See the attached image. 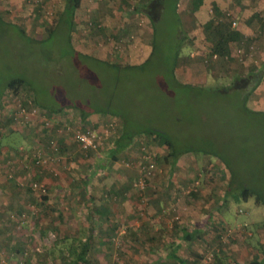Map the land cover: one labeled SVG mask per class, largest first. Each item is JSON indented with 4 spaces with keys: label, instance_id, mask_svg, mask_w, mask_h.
<instances>
[{
    "label": "rangeland",
    "instance_id": "rangeland-1",
    "mask_svg": "<svg viewBox=\"0 0 264 264\" xmlns=\"http://www.w3.org/2000/svg\"><path fill=\"white\" fill-rule=\"evenodd\" d=\"M23 1L25 2L23 4H28L26 0ZM53 1L55 5L52 7H47L46 3L42 8L32 6L31 14H25L16 11L17 6L14 2L11 3V0H0V15L6 21L19 25L28 36L43 40L61 11V7L58 6L59 0ZM148 1L150 0H101L100 3L112 4L110 7L119 5V13L126 14L127 17L134 13L142 14V6ZM177 5V17L168 11L166 5L164 6L156 21V33H153L149 44L151 53L149 48L144 58L134 64L125 63L117 66L114 63L117 67H113L111 62L114 59L100 58L96 53H91L90 48L88 50L80 48L81 51H86L82 53L86 57L80 56L75 53L76 47L73 42H71L73 48L66 46L62 43V37L57 41L58 46H55L57 44L55 37L46 42L44 47L39 48L38 55L32 56L23 48L24 44L20 43V40L11 44L5 40L8 38L4 37L1 39L3 42H0V83L13 76H24L32 84L39 101L53 106L73 103L83 107L87 112H100L92 116L93 121L95 120L94 125L102 126L106 124L105 122L113 121L109 117L113 118L115 124L113 122L110 124L114 125V130L117 125V134L125 126L116 116L126 121L130 129L160 126L158 130L164 132L179 149L188 147L189 144L193 146L194 143L189 140L187 131L191 126L200 134V139L202 137L212 139L207 145V141H199V146L212 148L215 145L223 163L221 159L196 154L182 156L180 160L187 165L188 180H184L181 187L172 183L168 185L167 180L172 174L173 177L180 172L182 175L184 171L181 169L185 166L183 168L174 166L175 170L180 171L169 169V165L164 162V157L168 153L167 145H157L152 137L136 136L129 148L118 154L114 161L107 150L111 144L109 137L113 133L109 135V130L107 132L102 130L104 126L97 129L99 145L96 153L94 156H90L89 153L88 156V152L82 151L69 133L64 132L65 126L62 125L57 129L61 133L56 131L55 138L58 154L51 158L55 161V176L49 174L47 169L43 173L45 178L59 181L64 175L62 172H67L68 185H71L69 189L78 183L80 190L83 188V180L77 171L80 173L83 171L78 167H85L86 174L91 176L92 182L88 183V190L93 187L97 190L103 187L117 189V184L113 181L119 175L120 188L125 191L123 200L127 201L123 203L128 205L127 209L130 212L137 211L142 217L139 218L145 220L148 215L146 213L148 209L147 211L145 209L149 207V197L155 193H162L166 186L171 188L172 192V189H175L179 202L177 201L174 206L181 211L180 222L186 220L188 223L184 224L189 225L188 227L198 226L197 224L201 227L208 225L199 239L183 242L176 251L180 257L188 259L187 264H251L261 259L260 249L264 246V115L260 113L262 116H249L239 111L241 99L235 93L211 95L200 93L191 96L175 88V80L178 81L174 58L177 48L179 55L184 49L182 44L185 40L187 44H193L196 39L192 34V31L195 32L193 16L190 15L188 23L180 22L179 16L184 12V5L183 3ZM143 19L141 18L140 22L145 25ZM185 24H188V27H185ZM205 30L208 31L204 34L206 42L204 45H207V50H213V44L217 39L216 33L210 27ZM255 92L251 95H257ZM18 95L16 102L22 95L28 98L24 91ZM3 110L4 108L0 107V114ZM105 111L108 114H104ZM46 117L42 110L34 114L37 122L44 121ZM181 118L190 123L188 128L180 124ZM52 120L50 124L55 128L59 119L54 116ZM91 120H88L89 124ZM67 123L75 129L80 126L78 123L72 124L68 119ZM81 128L85 130L87 127L84 125ZM92 131L96 132L95 129ZM31 133L27 128L19 132L21 141L24 142L25 137H28L26 141L28 145L32 142L33 145L42 144L40 133L36 131ZM9 138L11 139L8 142L4 139L3 143L7 145L18 143L19 147L25 144L15 136ZM61 147L70 153L61 152ZM5 152L6 149L3 154L0 153V245L3 244V248L0 247V264H4L2 260L7 254L18 253L13 251L14 242L22 243L20 245L23 251L19 252L20 254L34 253L37 255V264H42L45 255H55L53 249L59 238L69 236L82 239L89 237L88 234L103 239L101 246L96 247L103 253L92 251L87 257L93 262L103 258V261H97L96 264H161L156 262L158 257H161V251L157 252V246H154V251H149L147 245L132 246L125 243L132 238L134 232V237L139 235L143 238L149 237L147 231L143 233L136 231L142 227L141 221L136 218L133 222L125 220L126 216L121 220L117 218L120 220L119 228L109 234L96 227L92 231L86 230L83 223L88 220L87 215L91 213L87 212L88 199L80 198L75 199L76 201L69 198L61 199L63 205L60 208L66 213L69 212L78 229L74 227L69 230L56 229L58 203L55 202L57 205L55 208L51 205L45 206L47 200H43L35 192L28 191L31 183L29 172L20 171L19 174L16 173L17 177L10 178L7 169L2 168L6 165L14 167V161L18 160L19 163L23 160L20 157L14 160L12 154L9 155L10 151ZM50 153L41 155L49 159ZM67 154L69 160L66 159ZM18 163L16 164L19 165ZM145 163L152 167L147 172L149 179L146 181L138 176L142 173ZM225 163L228 164L231 174ZM231 175L237 182L241 181L239 184L244 183L246 187L255 188L263 202L257 205L256 198L252 197L246 203H234L231 195L226 202V196L230 192ZM106 182H113L112 186L107 187ZM135 183L137 185L134 186ZM16 191L21 194H16ZM191 191H195L196 197L189 194ZM133 197L137 198L132 203L130 200H133ZM61 215L65 218V214ZM165 234L161 236L167 241L168 233ZM219 237L221 238L218 239ZM157 240L162 242L161 238ZM5 243L9 245L5 247ZM170 251V248L163 250L164 256L170 254ZM211 253L214 254L213 259L207 261L206 258ZM24 260L22 255L18 264L19 262L24 264L22 262ZM162 264L177 263L164 261Z\"/></svg>",
    "mask_w": 264,
    "mask_h": 264
},
{
    "label": "crops",
    "instance_id": "crops-1",
    "mask_svg": "<svg viewBox=\"0 0 264 264\" xmlns=\"http://www.w3.org/2000/svg\"><path fill=\"white\" fill-rule=\"evenodd\" d=\"M46 1L47 7L55 5V1L53 0ZM12 2L17 6L16 11L18 10L25 14H31L33 11L32 6L23 4L25 3L23 0H11ZM100 2L101 0H81L80 7L75 13L73 26L70 29V39L76 47L74 49L78 52L80 51L79 53L82 54L86 53V51H81L80 48L86 50L90 48L91 53H96L100 58L114 59L115 61L113 60L111 63L113 65L115 63L117 66L125 63H139L144 58L145 53L149 51V44L153 38L154 32L149 19L143 13H134L126 17V14L119 13V5L117 7H110L112 4ZM178 3H183L184 5V12L181 14L182 16H179L180 22L188 23L190 15L193 16L195 20L193 29L195 28V32L192 31V34L196 38L193 44H187L186 40L183 42L182 47L184 49L175 60L178 81L181 84L197 87H211L213 84V86L217 84L228 85L226 83H230L234 77L245 76L264 65V0H179ZM64 4L65 0H59L60 13L64 8ZM141 16L145 17V19ZM141 18L145 20V25L140 22ZM233 21L236 22L235 28L231 27V22ZM185 27H188V24H185ZM209 27L216 33L217 42L221 43L219 49L224 53L227 52L228 55L227 53L224 56L217 55L216 59H212V56L209 53V55L207 54L211 49L207 50V45H204L206 44L204 42V34L208 31L205 29ZM218 43L217 45H219ZM251 47L254 48L252 53H250L249 49ZM238 51L241 52L239 53ZM255 91L257 95L253 94L249 97L247 108L252 112L264 113V78ZM60 151L70 153L69 151H64L63 147H61ZM68 154L66 156L67 160H69ZM89 155L94 156V153ZM52 157H55V154ZM51 166L55 167V164H51ZM183 166L185 164L180 159L175 164V168H183ZM186 166L181 169V171H184L182 175L181 172L179 175H174V177L172 174V177L167 180L168 185L172 183L183 187L184 182L188 180V169ZM17 167H20V165H17ZM17 167L13 168L14 176L16 177L18 176L16 173L19 171ZM78 168H81L83 171V173L77 171V174L81 175L83 180V188L81 190L78 187V183L73 184V188L69 189L71 185H68L67 172H62L64 175L59 181L49 177L47 179L42 175L43 182L46 183L49 189L46 196L47 204L45 206L51 205L55 208L57 206L55 202L56 204L58 203V207L56 208L58 214L55 221L56 229L69 230L73 229V227L77 228L75 226L76 221L71 219V216L68 214L69 212L66 213V211L60 208L63 205L60 202L61 199L69 198L71 201L80 198L83 200L88 199L87 205L89 207L87 212H90V206L95 199L97 206H99L98 211L95 212L93 210L89 213H94V215L87 213L88 220L83 223L86 230L92 231L96 227L104 232L108 229V222L113 224L111 228L116 227L118 229L121 218L126 216L125 220L129 219L133 222L136 218L141 221V229H136L138 233H143V230L147 227L149 237L152 235V237H157L159 231H165V233H168L167 239H171L176 230V225H179L174 223L173 220L181 218L180 209H175L174 206L177 201L179 202L176 198L177 192H175V189H172V192L171 188H167L166 186L161 193L162 196L155 193V195L149 197L150 201L153 202L150 203V208L146 213L149 215L150 220L153 219L152 222L154 221L156 224L152 228V225L151 227L150 224L147 225L149 218H146V220L140 219L137 211L130 212L127 209L128 205L123 203L127 201L123 200L124 194L120 188L119 175L113 181L117 184V189H105L103 187L97 190V188L93 187L91 190H88V183L92 182L90 181L91 176L86 174L85 167L81 166ZM173 170L180 171V169ZM20 171L25 173L22 169ZM112 183L106 182L105 185L109 187L112 186ZM93 186H95L94 181ZM16 194L21 193L16 191ZM107 196L112 197L109 203L106 199ZM134 199L135 197L130 201L133 203ZM159 208L164 209V212L158 211ZM165 209L168 210L166 211ZM61 213L65 214V218ZM202 214H200V217ZM107 218L110 220L108 221ZM117 218H120V220ZM188 220H192V218H188ZM72 222H74L73 225ZM180 223H183V227H185L184 223L188 222L183 220ZM189 228L194 227L191 226ZM156 230H158L157 233ZM132 235V238L126 240L125 243L134 246L139 242H136L137 238L134 237V233ZM102 243L103 239H100L99 236L82 239L69 236L61 237L55 243V249H53L55 250V255H45L42 264H45V262L47 264H96L97 261H103V258L96 259L97 261L93 262V260L89 261L87 257L92 251L102 254V250L96 248L97 246H101ZM20 244L22 243L14 242L13 251L18 253L7 254L2 262L4 264H18V260L20 261L22 255H25V264H37V255L34 253H19L23 251ZM6 245L9 244L5 243L4 246L6 247ZM83 251L84 256L82 255Z\"/></svg>",
    "mask_w": 264,
    "mask_h": 264
},
{
    "label": "trees",
    "instance_id": "trees-1",
    "mask_svg": "<svg viewBox=\"0 0 264 264\" xmlns=\"http://www.w3.org/2000/svg\"><path fill=\"white\" fill-rule=\"evenodd\" d=\"M80 2L81 0H65V4H64V8L62 10V12L58 15V17L56 18V21L54 20L52 22V26L51 28L47 31V36L45 39L43 40H37L36 38H32L30 36H28L26 34V32L24 31V29H22L19 25L12 23V22H8L4 19V17H2L0 15V42H3L1 39L4 37H7L8 39H5L7 42H10L11 44H13L14 42H16L17 40H20V43L24 44L23 48L26 49L27 53H31L32 56L34 55H38L39 54V48L44 47L46 42L50 41L51 39H55L56 37V41L55 43H57V41L60 39V37H62V43L66 46H69L71 48V39H70V29L73 26V22H74V17H75V13L76 11L79 9L80 7ZM179 0H170V1H166V0H150L147 2L146 5L142 6V13L149 19V22L153 28V32L156 33V21L159 18L160 13L162 12L164 6L166 5V8H169V12L172 15H175V17H177V4H178ZM35 8H42V7H35ZM40 9H38L39 12ZM56 31V32H55ZM217 36V35H216ZM216 42H214L213 44V50L210 51V55H218V56H224L226 55L227 52H223L219 49L220 47V42H217V39L215 40ZM217 43L219 45H217ZM55 46H58V43L55 44ZM155 46V44H154ZM180 47V46H179ZM74 50V49H73ZM75 51V50H74ZM76 54H79L80 56L86 57L85 55L78 53L75 51ZM208 54V55H209ZM228 55V53H227ZM178 56V48L177 51L175 53V60ZM105 63V62H104ZM103 63V64H104ZM107 64V63H105ZM109 65V64H108ZM113 67H117L114 65H111ZM172 75L174 77V72H172ZM264 78V65L260 68L257 69L253 72H250L249 74L245 75V76H236L233 78V80L228 83V85H220L217 84L215 86L212 87H197V86H192V85H185V84H181L179 81L175 80V88L178 89L179 91H183L184 93H188V95L194 96V95H198L200 93L203 94H215V93H220V94H229V93H235L236 95L239 96V98L241 99V105H239V111H241L242 113H244L245 115H249V116H254V115H260V113H256V112H252L247 108V101L249 99V97L251 96V94L259 87V85L261 84L262 80ZM22 85V88H21ZM21 88V89H20ZM25 92L27 95V99H31V103L32 106L38 110V113L40 112V110H42L44 112V114H46V118L44 119V121H39L37 122L34 118V116H27V115H23L21 113V109L18 107V101L16 102V97H18L20 94V92ZM13 92V94H12ZM15 97V98H14ZM24 97L22 95V97L18 98V100H22ZM26 98V97H25ZM23 106L25 107L26 104H23ZM0 107L4 108L2 114H0V153L3 154L4 153V149H6L8 153L9 151V155L12 154L14 160L17 159L18 157H20L23 161L25 159L24 162L20 161L18 163V160L14 161L15 165L14 167H17L18 163L20 165V167H17L19 169V171L22 169L24 172H29L30 173V177H31V183L28 186L30 192H34L31 189V185L33 183L39 184V185H43L44 187V193L43 195H39L38 196L42 197L43 200H47V197L45 195H47L49 189L48 187L42 182V175L44 176V171L45 169L48 170L49 174L55 176V169L54 166L52 167L51 164L48 163H42V161L40 160L43 159L44 157L41 155L43 153L47 154L49 152H51L49 155V158H52L53 154L57 155V150L55 149V145L54 147L51 146V142H55V138L57 136L56 131L58 128H60L62 125L66 127L69 126L67 123V119L69 122L73 123H78L80 126L76 127L77 129H75L74 127H71L74 131L80 132V133H93L96 135V137H98V131L97 129L101 128L102 126H104L102 128V130L104 129L106 132L107 130H109V140L111 141L110 147L107 149L108 150V155H110V157L115 161L116 157L118 154L124 152L125 150H127V148H129V146L131 145L132 141L135 139L136 136H147V137H152L153 141L157 144V145H167L168 148V153L167 155L164 157V162L167 163L169 165V169H174V166L176 164V162L180 159L181 156L183 155H187V154H196L197 156H206V157H212V158H216V159H221L220 161L222 162V158L220 157L219 152L217 151V147L214 145L212 148H202L199 146V141H207L206 145L212 140L209 138H205L202 137V139H200V134L196 133L194 128L191 126L188 128V125L190 123H186L184 121L183 118H181V125L188 128V133H189V140H191L194 144L192 145H188V147H184L182 149L177 148L173 142H171V140L165 135L164 132H162L161 130H158L160 128V126H152V127H146V128H133L130 129L126 123V121L124 122L120 117L116 116L118 119H120L122 121V123L124 124L125 128L120 131L119 134H117V125L115 127L114 130V125L115 124V120L113 118H110V120H113L109 123L105 122L106 124L104 125H94V121L92 119L93 114L95 113H100V112H87L83 109V107L79 106V105H75L73 103H69L63 106H53V105H49L46 102H42L39 101L37 94L32 86V84L28 81V79L24 76H13L12 78L8 79L7 81H5L4 83H0ZM27 111L30 112L29 108L27 107ZM104 114H108L107 111H105ZM264 115V113H263ZM58 117V122H56L55 124V128H53V126H51V121H53V117ZM262 116V115H260ZM92 119V120H91ZM88 120H91V124L88 123ZM86 122V124L84 123ZM113 124H110L112 123ZM84 125H86V129L83 130L81 127H83ZM112 127L113 129H111L110 127ZM38 127H41V129H37ZM30 129V131L32 133H34L35 131L40 133L42 139V144L37 145L36 143L33 145V142L30 140V142H32L31 145H28V143H26L28 137H25L24 142H22L21 140V136L19 134V132H23L25 131V129ZM89 128V129H88ZM193 128V129H192ZM92 129H95L96 132L92 131ZM31 133V134H32ZM11 136H15L16 138H20L21 143H25L24 145H22V147L17 144L14 145H7L6 143H3V140L6 139L8 142L9 137ZM23 137V136H22ZM113 138V140H111ZM99 139V138H98ZM185 139V138H184ZM198 144H197V143ZM55 144V143H54ZM78 147V143H75ZM33 145V146H32ZM99 145V143H98ZM218 145V143H217ZM32 146V148H31ZM57 148V147H56ZM97 149V148H96ZM96 149H90L89 151H87V155L89 153H96ZM30 150V151H29ZM25 153V154H24ZM22 154V155H20ZM201 154V155H199ZM86 155V156H87ZM23 157V158H22ZM20 159V160H21ZM45 159V158H44ZM40 160V162H39ZM54 162H52V164H54ZM223 163V162H222ZM225 165H227V170L230 172L229 170V166L228 164L225 163ZM14 167H9L8 165H6L5 167L2 168V170L7 169V173H9L10 178L14 177ZM152 168L150 165L148 164H144V167L142 168V173L140 175H138L140 177V179H143L146 181L147 179H149L148 177V170ZM19 171L17 174H19ZM172 171V170H171ZM22 172V171H21ZM43 173V174H42ZM143 180V181H144ZM144 181V182H145ZM42 182V183H41ZM241 181L237 182L236 180H234V176L231 175L230 178V185H229V190L230 192H228V195L226 196V202H227V198L228 196H233L234 198V203H241L244 202L246 203L248 201L249 198L255 197L256 201L255 203L257 205H260L261 202H263L262 197L260 196V193H258L257 191H255V188H251V187H246L245 185L239 184ZM199 184V183H198ZM137 185V183L134 184V186ZM121 191H123V189L121 188ZM196 191V190H195ZM195 191H191V193L189 192V194L193 195L196 197V193ZM109 192V191H108ZM239 192V193H238ZM36 193V192H35ZM109 195V194H108ZM159 195L162 196V194L160 193ZM112 197L107 196V201L109 203L110 199ZM137 198V197H136ZM136 198L134 199V201L136 200ZM104 200V199H103ZM95 202V203H94ZM94 202H92V205L90 206V212L91 211H98V207L96 204V201L94 199ZM153 201H150L149 199V207H147L145 209V211H147V209L150 208V203H152ZM158 211H160L161 213L164 212V209L159 208ZM141 213V212H140ZM160 213V214H161ZM94 215V213H92ZM91 215V214H90ZM147 218H149L148 220V224H150V227L152 225L155 226V222L151 219L149 215H146ZM142 218V217H140ZM108 221L110 219H107ZM174 223H177L179 225H176V230L174 231V234L172 235L171 239H167L163 238V236L161 235H165V231H163L162 233H159V235L157 237H148V238H143L141 235L136 236L135 238H137L136 242H139L138 244H143V245H147L149 246V251L154 250V246L158 247L157 252L160 250L161 251V257H158V261L159 263H163L164 261H172L174 263L177 264H187V260L188 259H183L182 257H180L176 251L178 250V248H180V245L183 242H191L193 240H197L199 239L202 234L204 233L203 231L205 229H207L208 225H204V226H200L199 224H197L198 226H195L194 228H189L187 225L183 227V223H180V218H176V220H174ZM113 224H111V222L109 223L108 229L105 230L107 231L106 233L109 234L112 231H117L116 227H112ZM147 231V227L143 230ZM135 233V232H134ZM106 234V235H107ZM89 238H92V235H89ZM162 239V242H160L157 239ZM221 237H219L218 239H220ZM156 241V242H155ZM158 243L160 244L158 246ZM1 248H3V244L0 245ZM167 248H170V254H166V256H164L163 250H167ZM261 259H258L255 262H252L251 264H264V246H261ZM85 251V250H84ZM84 251L82 253V255L84 256ZM167 252V251H165ZM25 256V255H24ZM214 254H210L207 256L206 260L210 261L213 259ZM1 259V258H0ZM24 264L26 263L25 260L22 261Z\"/></svg>",
    "mask_w": 264,
    "mask_h": 264
},
{
    "label": "built area",
    "instance_id": "built-area-1",
    "mask_svg": "<svg viewBox=\"0 0 264 264\" xmlns=\"http://www.w3.org/2000/svg\"><path fill=\"white\" fill-rule=\"evenodd\" d=\"M26 2L29 5L34 6V7H43L44 3L46 2V0H26ZM231 27L232 28L236 27V22L235 21L231 22ZM249 49L251 51L250 53H252L254 51L253 47H251ZM238 52L240 53L241 51H238ZM216 56L217 55H212V59H216ZM23 104H26V106L24 107ZM18 107L21 109V113L23 115H27L28 117L29 116H34V114L39 110V109H36V108H34L32 106L31 99L29 100V99H26V98H23L22 100H18ZM27 107L29 108L30 112L27 111ZM57 132L59 133L60 130H57ZM64 132L69 133V135L72 137V139H74L75 142L78 143L79 147L84 152H87L90 149H96L97 148L99 139L93 133H80V132L74 131L69 126L65 127ZM54 143L55 142H51V146L54 147V145H55ZM55 149L58 150L56 147H55ZM40 160L44 164L48 163V162H49V164H52L51 161L54 162V160L51 159V158H49V159H46V158L45 159L44 158L41 159L40 158ZM40 160H39V162H40ZM31 189L34 192L38 193L39 195H43V193H44L43 185H39V184L33 183L31 185Z\"/></svg>",
    "mask_w": 264,
    "mask_h": 264
}]
</instances>
